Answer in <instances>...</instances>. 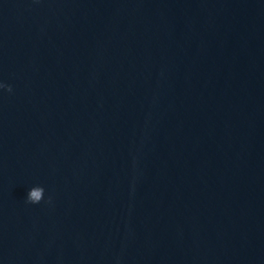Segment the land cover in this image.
Masks as SVG:
<instances>
[{"label": "clouds", "instance_id": "1", "mask_svg": "<svg viewBox=\"0 0 264 264\" xmlns=\"http://www.w3.org/2000/svg\"><path fill=\"white\" fill-rule=\"evenodd\" d=\"M0 88H4L6 89L8 92L12 91V88L10 85H5L0 83ZM34 191V190H33ZM27 202L31 203V204H39L40 201L34 199V197L32 196L31 192L29 193L28 197H27Z\"/></svg>", "mask_w": 264, "mask_h": 264}]
</instances>
